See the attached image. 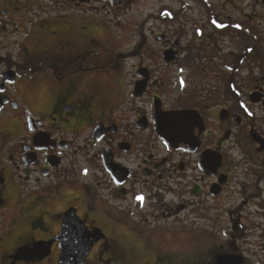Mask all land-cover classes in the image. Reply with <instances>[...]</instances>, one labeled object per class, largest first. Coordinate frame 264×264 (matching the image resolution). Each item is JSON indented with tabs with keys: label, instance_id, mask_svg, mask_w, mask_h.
<instances>
[{
	"label": "flooded vegetation",
	"instance_id": "1",
	"mask_svg": "<svg viewBox=\"0 0 264 264\" xmlns=\"http://www.w3.org/2000/svg\"><path fill=\"white\" fill-rule=\"evenodd\" d=\"M0 264H264V0H0Z\"/></svg>",
	"mask_w": 264,
	"mask_h": 264
},
{
	"label": "rangeland",
	"instance_id": "2",
	"mask_svg": "<svg viewBox=\"0 0 264 264\" xmlns=\"http://www.w3.org/2000/svg\"><path fill=\"white\" fill-rule=\"evenodd\" d=\"M153 5H154V2L153 1H144V2H141L140 1V3H139V15L135 18V21L136 22H138V23H145L144 22V19H145V16L146 15H148V14H150V12H151V10H153L154 9V7H153ZM144 31H161L162 30V27L160 26V27H158V26H155L154 28H152L151 27V21H148V23H146L145 25H144ZM172 29L173 30H178L179 28H178V26H177V24L174 26V25H172ZM139 30V29H138ZM124 31H132L130 28H126ZM135 31H137V30H135ZM126 33V32H125Z\"/></svg>",
	"mask_w": 264,
	"mask_h": 264
},
{
	"label": "snow or ice",
	"instance_id": "3",
	"mask_svg": "<svg viewBox=\"0 0 264 264\" xmlns=\"http://www.w3.org/2000/svg\"><path fill=\"white\" fill-rule=\"evenodd\" d=\"M166 15H170V13H165ZM213 23H216L215 21H213ZM217 27H224L223 25H219V24H217ZM181 83H183V82H181ZM250 114V113H249ZM137 199L138 200H140L141 202L143 201V197L141 196V197H137Z\"/></svg>",
	"mask_w": 264,
	"mask_h": 264
},
{
	"label": "water",
	"instance_id": "4",
	"mask_svg": "<svg viewBox=\"0 0 264 264\" xmlns=\"http://www.w3.org/2000/svg\"><path fill=\"white\" fill-rule=\"evenodd\" d=\"M76 262L78 263V260H76Z\"/></svg>",
	"mask_w": 264,
	"mask_h": 264
}]
</instances>
